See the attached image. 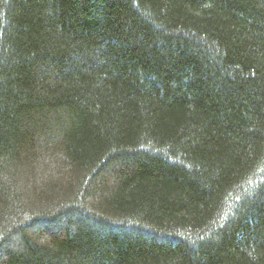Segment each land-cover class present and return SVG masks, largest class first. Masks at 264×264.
Instances as JSON below:
<instances>
[{
	"label": "trees",
	"instance_id": "trees-1",
	"mask_svg": "<svg viewBox=\"0 0 264 264\" xmlns=\"http://www.w3.org/2000/svg\"><path fill=\"white\" fill-rule=\"evenodd\" d=\"M0 264H264V0H0Z\"/></svg>",
	"mask_w": 264,
	"mask_h": 264
}]
</instances>
